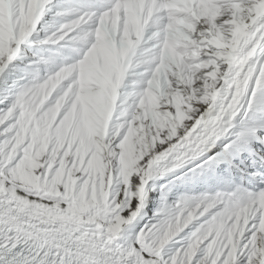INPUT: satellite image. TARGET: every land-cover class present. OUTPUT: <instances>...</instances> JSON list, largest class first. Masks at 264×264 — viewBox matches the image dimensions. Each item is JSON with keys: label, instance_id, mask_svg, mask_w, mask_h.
Returning <instances> with one entry per match:
<instances>
[{"label": "snow or ice", "instance_id": "snow-or-ice-1", "mask_svg": "<svg viewBox=\"0 0 264 264\" xmlns=\"http://www.w3.org/2000/svg\"><path fill=\"white\" fill-rule=\"evenodd\" d=\"M0 264H264V0H0Z\"/></svg>", "mask_w": 264, "mask_h": 264}]
</instances>
